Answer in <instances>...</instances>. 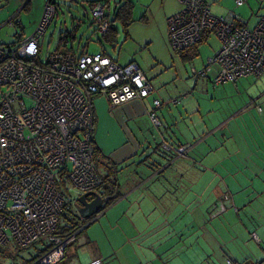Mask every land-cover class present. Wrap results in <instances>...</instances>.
<instances>
[{
    "label": "crops",
    "instance_id": "0c3cea01",
    "mask_svg": "<svg viewBox=\"0 0 264 264\" xmlns=\"http://www.w3.org/2000/svg\"><path fill=\"white\" fill-rule=\"evenodd\" d=\"M217 1L219 0H205L213 14L210 2ZM261 2L264 3L262 0ZM176 3L177 5L173 4L172 8H168L166 17L181 10L180 3ZM21 4V0H0V22L10 21ZM222 8L218 6L215 15L224 16L223 12H235L233 6L225 7L223 12ZM248 10L254 13L248 15ZM256 10V5L251 3L249 8L234 14L244 25L253 29L264 17V5ZM5 16L9 19L6 20ZM113 17L112 15L111 20ZM143 21L147 22V19L144 18ZM116 28L118 33L110 38L111 44L117 43L120 37L118 23ZM131 33L134 37L133 32ZM131 33L128 28L125 40L133 39ZM212 35L218 38L211 33L201 46ZM24 39L26 38L19 41ZM201 46L199 56L193 59L177 54H180L184 64H193L200 57ZM189 49L186 50L187 53L190 52ZM218 51L219 47L216 53ZM98 53L111 57L104 49L91 54ZM131 62L137 63L135 60ZM204 65L203 63L202 69L192 65L190 72L196 79V88H201L202 94L207 92L204 96L209 102L206 103L205 110L202 105H194L189 111L181 108L173 113L169 105L164 108L166 103L161 100V106L156 109L161 113L162 122L168 127L171 124V130H174L169 141L173 146L198 144L190 155L188 153L182 161L177 160L160 175H157L156 170L152 171L149 165L152 159L167 164L166 158L168 160L169 156L165 155V160L159 158L157 149L169 137L159 131L150 141L142 139L144 123L140 121L142 118H150L149 113L155 108L154 100H159L158 96L153 92L143 101L134 100L116 107L109 106L113 112H117L112 113V116L108 112L106 114L107 104L102 100L96 103L97 106L95 104V116L98 119H101L100 111L105 112L102 114L105 119H116L126 132L117 145L110 149V152L115 150L112 160L117 168L118 175L115 177L117 176L118 190L122 196L97 219H105V225L97 230L95 236L102 238L104 242L106 264H227L228 261L243 264L264 261V71L260 75L244 77L234 83L237 84V98L234 102H226V95L215 96L214 93V97L208 100L210 85L212 92L222 85L215 86L213 83L219 68L211 66L210 71L203 75L208 68V65L203 68ZM184 93L188 94V91L185 89ZM189 98L190 96L183 101ZM222 100L224 102L219 103ZM171 101V105L176 107L183 102L178 99ZM165 109L167 112H164ZM202 111L208 119H221L212 125L205 121ZM198 114L201 118L193 121L192 117ZM166 116H171L172 121ZM122 120H126V124ZM187 121L198 127L200 134L193 133L192 125ZM217 126L222 127L219 130L220 139L212 136L214 133L211 134L212 128ZM208 134L211 135L206 138L205 135ZM133 138L136 141L139 138L144 140L146 149L140 150V144L136 151L131 144ZM96 144L101 150L100 146L109 147L105 141L97 140ZM120 161L122 165L118 166ZM92 226L89 225L85 231ZM247 238L252 239L258 247L254 250L248 247L252 249L245 253L243 250L246 251L249 244ZM257 255L260 257L257 258ZM251 256L257 258L256 261ZM95 260L101 261L100 258H93L81 264H90Z\"/></svg>",
    "mask_w": 264,
    "mask_h": 264
},
{
    "label": "built area",
    "instance_id": "2783aa9c",
    "mask_svg": "<svg viewBox=\"0 0 264 264\" xmlns=\"http://www.w3.org/2000/svg\"><path fill=\"white\" fill-rule=\"evenodd\" d=\"M177 1L181 10L167 22L172 49L184 52L204 33L215 34L221 46L203 72L219 68L215 86L264 71V17L251 29L234 13L214 15L205 0ZM247 1L235 0V5ZM108 9L109 4L100 1L91 10L103 36L112 26ZM54 13L48 3L38 32L13 45H0V246L26 249L43 240L54 246L33 264H58L81 231L66 239L55 235L67 208L58 189L60 177L80 195L97 192L105 198L104 179L94 159V97L104 96L116 107L145 100L154 92L137 63L120 65L103 53L54 51L43 61L41 39ZM154 106L159 108L160 100H154ZM149 116L161 126L155 111ZM163 149L180 158L190 151L167 143Z\"/></svg>",
    "mask_w": 264,
    "mask_h": 264
},
{
    "label": "rangeland",
    "instance_id": "374dc122",
    "mask_svg": "<svg viewBox=\"0 0 264 264\" xmlns=\"http://www.w3.org/2000/svg\"><path fill=\"white\" fill-rule=\"evenodd\" d=\"M91 1L94 0H54V4L57 7L56 15L50 27L45 31L41 39V56L43 61H46L50 53L56 50L57 44L62 33L72 34L76 30V38L72 40L71 38H68L69 40L67 45V47L69 48L73 47L74 52L76 54H80L82 52L91 54L100 52L104 49L106 52L109 53L111 57L117 60L119 64L123 65L131 62L132 60H135L138 64L141 65L140 67L143 69L146 76L150 79L154 87V93L158 96L159 100H161L162 103H166L164 108L169 105V108H171L172 112L175 113V111L178 112V110H180L181 108H184L189 111L191 106L193 107L194 105H202L203 110H205L206 103L209 102L206 101L204 96V94H206L207 92H204V94H202L201 88H196V79H194V76L190 72V68L192 65H194L196 68H201L203 63L205 64L203 68L208 65L207 61L209 60V58H213L216 55L217 47H219L220 49L221 44L218 38L213 35L210 36L208 42L204 46H201L200 57L196 59L193 64H184V62H182L180 59V54H177V52L172 49L170 42L167 22L172 15L166 17L167 10H169L168 8H172L173 4L177 5V1L131 0L134 4L132 14L134 20L130 24L129 31L130 33L133 32L134 37H136V40H133L135 38L132 36V33L131 36L133 37V39L125 40L126 34L124 32V27L121 22H119V40L117 41V43L111 44L105 40L101 33H98L97 31L98 25L94 23V18L91 14ZM118 1L119 0H110L108 9L110 19L112 18L113 13L115 12V3ZM48 3L49 0H32L31 4L26 10H23L24 4H21V7L19 8L18 12L11 19L12 22L8 21L5 23L4 19H2V21L4 22H0V45H12V43L18 42L21 38H29L36 32H38ZM210 3L212 5V10L215 14L218 11V6L223 7L222 12L224 11L225 7L231 6L235 7V12H238L249 8V5L251 3H254L256 5V11H258L260 8H262V5H264L261 0H250L249 2L247 1L244 5L245 8L236 7L235 0H219L215 3ZM248 12V15L254 13L251 10H248ZM220 15L221 14H217L216 16ZM223 15L227 16L229 15V13L223 12ZM4 18L6 20L9 19L7 18V16H5ZM144 18L147 19V22L143 21ZM3 23L5 24L2 25ZM213 67H215V69H218L216 65H214ZM177 80L179 83H177ZM234 83L235 82H228L226 83L228 85L221 84L222 86L218 87L215 92H212V85H210L211 89L208 91V100L214 97V93L215 96L226 95V102H234L238 95L236 87L237 84ZM186 87H189L190 89ZM185 89L188 91V94L184 93ZM188 96H190V98L186 101H183L184 98H188ZM174 99H178L183 102H180L179 106L177 105V107L172 106L171 100L174 101ZM99 100H102L104 104H107L105 107L106 114L108 112V114L112 116V113H117L113 112V110L110 109L108 101H106L103 96L94 97V108L95 104L99 103ZM222 102L224 101L222 100L219 103ZM100 112L101 119H98L96 115L97 124L95 126V144L97 140L103 142L105 141L106 144H109V147L104 145L103 148L102 146H100L103 150L102 151L98 146H95L96 148H98V151L94 159L102 177H105V174L110 173L112 180L115 175H118V172L116 171L117 168H115V170L111 169L115 164L112 160L113 155H115V150L113 152H110V149L113 146L117 145V142L125 136L126 132L123 130L124 126H122L116 119L109 117H106L105 119L102 115L105 112ZM164 112H167L166 109ZM156 115L161 120L162 117L159 110L156 111ZM202 115L205 121H208L212 125H214L221 119L219 117L208 119L204 111H202ZM167 118L172 121L171 116H168ZM200 118L201 115L199 114L192 117L193 121L199 120ZM149 119H140V121L144 123V125L141 123L142 129L144 131V133L142 134V139L150 141L152 140L154 135L158 134L159 131H162L169 138L168 140L165 139V141L161 143L160 148L158 147L157 151L158 154L162 153V156H169L167 162L171 161L175 157V153L167 152L163 149L164 143H167L170 146L172 145L169 142L171 141L172 135L174 134V130H171V124H169L168 127L167 124L162 122V119V127L159 128L152 123L151 119ZM122 122L123 124H126V120H122ZM188 124L192 125L193 133L200 134L198 127H194L193 124L190 122H188ZM221 128V126H217L216 128L213 127V131L211 132V134L214 133V135L212 136H215L216 138L220 139L219 130ZM211 134L205 135L207 136L206 138H208ZM201 137V140H203L204 137ZM142 139L139 138V140L136 141V139L133 138L131 144L136 151L137 146H139L140 144H142L140 150L143 151L146 149L147 144H144V140ZM197 146L198 144L196 146H187V148L190 149L189 155L192 153L194 147ZM182 159L184 158H178V160L181 161ZM164 163L165 162H162L161 164ZM117 165H122L121 161L118 162ZM179 165L180 162H178L177 166ZM134 168H136V166ZM58 183V189L65 196L67 201V208L64 210V214L69 215L68 213L76 211L74 203L75 200L80 196V193L63 176L62 178H59ZM68 209L70 210L68 211ZM104 221L105 219L97 220L91 224L90 222H88L86 226H93L87 231H85L83 234L79 235L76 243L72 242L68 245L65 254L67 255V261H69V264H81L87 261L88 259L93 258H100L101 261H103L102 263L106 264L105 261L107 260V258L106 255H104L103 251L104 242L102 238L95 236V233L98 232L97 230H101L102 227L105 225ZM64 223L66 222H64V218L62 216L59 226L61 227ZM248 240L249 244L247 245V249L246 251L245 249L243 250V252L245 253H248V249L251 251L252 248V250H254L258 247V245L252 239ZM43 241L46 242V240ZM42 245L43 244L39 242L29 248L21 250L14 244H10L5 247L0 246V264H12L15 254L16 256L20 255L19 258H16L15 260L17 263H20L23 259H27L30 257L31 254L35 253V247L40 248L42 247ZM251 257L254 258V260L256 261V259L260 256L257 255V258H255L254 256ZM243 264L248 263L245 262Z\"/></svg>",
    "mask_w": 264,
    "mask_h": 264
},
{
    "label": "trees",
    "instance_id": "16d2710c",
    "mask_svg": "<svg viewBox=\"0 0 264 264\" xmlns=\"http://www.w3.org/2000/svg\"><path fill=\"white\" fill-rule=\"evenodd\" d=\"M21 1L23 4H25V2L27 0H21ZM100 1H105L106 3L110 4V0H94V1L90 2L91 7L95 3L100 2ZM30 4H31V2H29L27 5H25L23 7V10L28 9ZM133 8H134V4L131 0H119L118 2L115 3V12L113 13L114 19L111 20V24H112L111 29L107 34L104 35V38L106 41H108L109 43H112V42H110V38H114L115 34L118 33L116 25H117V23L119 24V22H121V24L123 25L124 32L128 33V28H129L130 24L133 22V17H132ZM75 31L72 34L62 33L55 51H72V52H74V48L73 47L69 48V47H67L66 44L70 38H71V40L76 38L75 37ZM210 34L211 33H209V32L204 33L202 40L196 46L192 47L193 49L192 48L189 49L190 52L187 53V51H185V52L180 53V54H182L185 58H189V59H193L194 57L199 56V48L203 44L204 40L207 37H209ZM41 49H42V47H41ZM82 53H86V52H82ZM151 111L156 112V109L154 108ZM160 127H162V123H161V126H159V128ZM95 146H97V145L95 144V141H94V157L96 156L97 151H98V148H96ZM171 147L178 148L180 146L171 145ZM113 169L115 170V166H113ZM103 179H104L103 188L105 190L104 196H105L106 202H105V206H104L102 212L107 210L114 203H116L122 196L118 190L119 186H118V182H117L116 177H114L112 179L113 180L112 181L111 175L105 174V177H103ZM91 199L92 198H90V200ZM69 210L70 209H68V211ZM68 214L69 215H65L64 213L62 214V216L64 218V222H66V223H64L61 227L58 226V228L55 232V235L61 237L62 239H66L69 236H72L73 234H75L81 230L76 235V239L74 241L76 243L79 235L83 234L85 232V230L88 228V226L86 227V224L90 220H92L93 218L89 219V220H83L80 217L77 210L73 211L71 213H68ZM40 243L43 244L42 247H40V248L35 247V253L31 254L29 258L23 259L20 263H17L15 261L16 258H19L20 255L16 256V254H15L13 261H12L13 262L12 264H33L37 259L44 256L46 253H48L54 247L52 244H48L44 241H42ZM58 264H69V261H67V255L66 254H65V257Z\"/></svg>",
    "mask_w": 264,
    "mask_h": 264
},
{
    "label": "water",
    "instance_id": "95a60500",
    "mask_svg": "<svg viewBox=\"0 0 264 264\" xmlns=\"http://www.w3.org/2000/svg\"><path fill=\"white\" fill-rule=\"evenodd\" d=\"M31 1L32 0H27L25 2V4L23 5V7L25 5H27ZM49 4H52L54 6L55 13H54V16H53V19H52V21H53L54 18H55V15H56L57 7L54 4V0H49ZM170 152H173V151H170ZM157 156L159 158H161V159L164 158V160L166 158L165 155L162 156L161 153L160 154L157 153ZM178 158L179 157L176 154H175V157L171 161H168L167 162V158H166V162H167V164H165L166 166L162 165L161 162H159V160L157 162V161H155L153 159H152V161L149 159V161H151L150 162L151 164L149 165V168H151L152 171H155L156 170L157 175H160L169 166H171L172 164H174L178 160ZM90 198H92V199L90 200ZM75 202H76V209H77L80 217L83 220H89V219H92L93 218L92 221L91 220L89 221L90 224L96 221V219L94 217H98L100 214H104L105 211H106L105 210V211L102 212V210H103V208L105 206L106 199L101 194H99L97 192H89V193L81 194L75 200Z\"/></svg>",
    "mask_w": 264,
    "mask_h": 264
},
{
    "label": "flooded vegetation",
    "instance_id": "af4514ba",
    "mask_svg": "<svg viewBox=\"0 0 264 264\" xmlns=\"http://www.w3.org/2000/svg\"><path fill=\"white\" fill-rule=\"evenodd\" d=\"M75 206H76V202H75ZM77 210V209H76Z\"/></svg>",
    "mask_w": 264,
    "mask_h": 264
}]
</instances>
